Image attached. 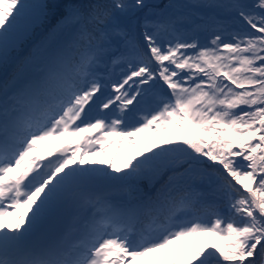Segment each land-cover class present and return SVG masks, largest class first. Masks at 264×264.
Masks as SVG:
<instances>
[{
    "label": "snow or ice",
    "instance_id": "6c2138e0",
    "mask_svg": "<svg viewBox=\"0 0 264 264\" xmlns=\"http://www.w3.org/2000/svg\"><path fill=\"white\" fill-rule=\"evenodd\" d=\"M0 76V264H264V0H0Z\"/></svg>",
    "mask_w": 264,
    "mask_h": 264
},
{
    "label": "rangeland",
    "instance_id": "374dc122",
    "mask_svg": "<svg viewBox=\"0 0 264 264\" xmlns=\"http://www.w3.org/2000/svg\"><path fill=\"white\" fill-rule=\"evenodd\" d=\"M169 135V134H168ZM163 137H165V133H161V135L158 137L154 132L152 131H146V132H142V133H138L135 137L136 140V144L133 145L131 143H129L127 140L124 141V143L122 145H112L111 147H107V153L106 154H101L98 156H87L85 157L86 161L89 160H101L104 161V165L103 166H107L108 162L115 157V163L117 165V167H123L124 162L130 158L131 154H138L139 151H141L142 149H145L148 147V145L152 142V141H156V140H162ZM53 139L47 138L44 141L41 142L40 145H45L46 144H52L53 146L56 144L55 147V151L57 150L58 147H60L61 145L65 144L68 141H73V142H79L80 141V137H78V139H75L74 137L67 138V137H52ZM49 140V142H48ZM54 140V142H53ZM7 219V218H5Z\"/></svg>",
    "mask_w": 264,
    "mask_h": 264
},
{
    "label": "trees",
    "instance_id": "16d2710c",
    "mask_svg": "<svg viewBox=\"0 0 264 264\" xmlns=\"http://www.w3.org/2000/svg\"><path fill=\"white\" fill-rule=\"evenodd\" d=\"M169 135H173V136H179V135H183L182 132H180L179 129L174 128L173 132ZM165 136H168V133H165ZM206 240L209 243L212 244H227L229 242V238H222V237H218V236H203V237H193L192 239H190L191 241H196V240Z\"/></svg>",
    "mask_w": 264,
    "mask_h": 264
}]
</instances>
